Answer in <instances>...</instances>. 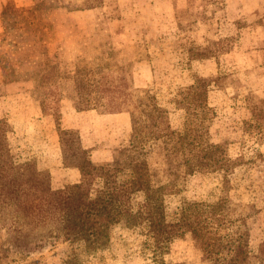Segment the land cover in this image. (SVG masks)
I'll return each mask as SVG.
<instances>
[{
	"label": "rangeland",
	"instance_id": "1",
	"mask_svg": "<svg viewBox=\"0 0 264 264\" xmlns=\"http://www.w3.org/2000/svg\"><path fill=\"white\" fill-rule=\"evenodd\" d=\"M236 6L0 0L1 79L5 69L44 67L46 81L8 82L34 80L32 97L56 125L64 102L131 120L103 164L76 131L61 130L63 165L80 175L52 182L37 168V149L14 147L0 119L17 183L72 193L65 235L30 252L6 251L1 237L0 264H264V13L241 16ZM188 121L201 142L162 144Z\"/></svg>",
	"mask_w": 264,
	"mask_h": 264
},
{
	"label": "crops",
	"instance_id": "2",
	"mask_svg": "<svg viewBox=\"0 0 264 264\" xmlns=\"http://www.w3.org/2000/svg\"><path fill=\"white\" fill-rule=\"evenodd\" d=\"M234 10L241 16L261 15L264 13V0H237ZM246 50L240 54H248ZM33 82L27 79L4 83L0 76L2 90L8 94L13 92L12 95L0 96V119H5L12 128L13 146L35 147L37 150L30 149V152L36 156L37 168L49 172L52 182L80 175L77 169L63 165L59 136L61 130L78 133L82 147L87 150L92 162L108 163L110 153L120 143L117 136L122 139L126 137L131 125L130 116L126 113L101 114L95 110L76 111L68 108L64 102L56 125L53 116H45L40 112L39 104L31 94Z\"/></svg>",
	"mask_w": 264,
	"mask_h": 264
},
{
	"label": "trees",
	"instance_id": "3",
	"mask_svg": "<svg viewBox=\"0 0 264 264\" xmlns=\"http://www.w3.org/2000/svg\"><path fill=\"white\" fill-rule=\"evenodd\" d=\"M23 20L21 22H23ZM29 24H31V22H29ZM5 70H7L3 72V79L5 82L19 78L35 77L46 81L44 78L45 68H41L40 65L26 69L25 71L22 69ZM50 70L54 71L55 67L50 66ZM66 106L75 109L76 103H67ZM198 124L200 125V123ZM192 125L193 122L188 121L187 130L182 135L173 131L164 133L162 137L165 140L162 144L174 142V147H176L178 146L177 144L185 142V140L189 143H191V139L193 143H195L196 140L201 142L203 137L202 133L199 135L190 133L192 132ZM192 152L193 154L195 153L194 151ZM193 154L192 157L195 156ZM195 154L198 155L197 149ZM19 175H21V170L15 168L11 164L7 149L5 147H0V238L4 237L5 244L3 245H5L6 251L15 248L16 250L20 249L25 252H30V249L41 247L44 242L53 241L64 234L66 203L72 198V193L63 197L54 192H35L28 186L21 187L17 183L15 176ZM27 182L30 183L31 181ZM132 184L135 185L136 182ZM30 186L35 188L33 185ZM91 212H93V210L88 209V207L84 205V215L90 217ZM42 217H46L48 221L50 220L49 222L47 221L49 225L47 230L42 228V226H45ZM16 243L18 244L13 246V244ZM1 249L0 247V250Z\"/></svg>",
	"mask_w": 264,
	"mask_h": 264
}]
</instances>
